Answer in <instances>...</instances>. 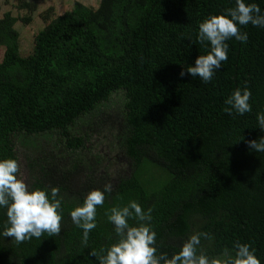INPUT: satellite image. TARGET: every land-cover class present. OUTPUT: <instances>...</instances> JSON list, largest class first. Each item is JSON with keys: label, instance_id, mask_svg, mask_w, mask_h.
Segmentation results:
<instances>
[{"label": "trees", "instance_id": "1", "mask_svg": "<svg viewBox=\"0 0 264 264\" xmlns=\"http://www.w3.org/2000/svg\"><path fill=\"white\" fill-rule=\"evenodd\" d=\"M19 1L0 9V158L19 161L16 139L31 143L45 135L81 154L86 137L73 128L122 92L124 105L115 112L128 173L97 206L85 246L69 212L89 191L103 189L105 179L93 171L74 192L71 177L84 169L80 157L66 169L59 157H29V187L59 189L61 232L19 244L0 236V264H97L90 250L101 254L114 242L105 213L130 200L152 209L159 251L171 255L192 233L204 232L210 238L201 237L200 247L210 257L239 241L250 243L264 264V153L246 143L264 136L256 122L264 111V28L248 24L246 43L228 40V59L205 84L179 72L206 53L197 41L199 22L235 0H98L90 7L73 0L37 28L27 54L23 34L37 17L33 0ZM246 2L264 11V0ZM244 87L252 92V111L228 115L224 100Z\"/></svg>", "mask_w": 264, "mask_h": 264}, {"label": "clouds", "instance_id": "2", "mask_svg": "<svg viewBox=\"0 0 264 264\" xmlns=\"http://www.w3.org/2000/svg\"><path fill=\"white\" fill-rule=\"evenodd\" d=\"M248 24L264 28V11L257 3L235 0L234 6L224 9L219 15H209L198 24L197 41L206 48L194 66L182 67L181 78L190 75L193 79L209 83L214 74L228 59V40L246 43L248 33L242 28ZM252 92L249 88H236L226 97L224 111L228 115L243 116L252 111L249 103ZM257 128L264 132V111L256 113ZM249 150L264 153V136L246 141ZM112 185L93 189L83 198L81 205L74 207L69 216L72 223L82 230L81 243L88 244L90 232L96 228L97 206L105 202V194L111 193ZM59 189L30 188L20 171L16 158H0V209L6 220L0 236L11 237L17 244L32 238L59 234L62 226V200ZM112 225L114 242L100 250H90L97 264H262L257 250L250 243L236 241L231 248H223L210 257L200 247L201 237L207 233L194 232L169 255L156 246L157 233L152 227V209H143L140 203L130 200L123 207H112L105 213ZM130 221H134L130 222Z\"/></svg>", "mask_w": 264, "mask_h": 264}, {"label": "rangeland", "instance_id": "3", "mask_svg": "<svg viewBox=\"0 0 264 264\" xmlns=\"http://www.w3.org/2000/svg\"><path fill=\"white\" fill-rule=\"evenodd\" d=\"M6 2L7 0H0V9L1 5H4ZM9 2V5H11L17 4L20 1L9 0ZM33 2L35 5L34 14L37 19L32 23L31 28H26L24 31L22 48L24 54L29 52L37 28L44 27L56 15L69 9L73 4V0H33ZM84 2L87 3L88 6H96L98 0H84ZM123 105L124 95L122 92H119L114 94L108 105L101 107L91 115H88L77 122L76 126L73 128V132L77 135H84L86 137V149L79 155L70 154L66 149L65 144L58 140L56 137L57 135L38 136L35 137V140L34 138H30L29 141H31V143L29 141V143H27V141L17 138L15 142L17 144L19 155L20 171L28 185H30V173L27 167L28 158L52 155L59 157L60 160L58 163L60 167L63 165L61 167L62 169L68 168L72 159L77 158V156L82 159V166H84V169L71 177L74 184L72 185L74 192L84 188L86 185L85 183L89 180L86 175L93 171L95 172V179L103 177L105 179L104 183H110L113 188L118 176L128 173V160L122 155L117 137L120 128L117 120L120 122L121 118L118 117L115 112L117 108H122ZM108 114H112L113 117L110 119L105 117ZM101 120L111 121L114 126L110 128L108 125L102 126L100 125ZM32 143L40 145V148H34ZM150 177L153 178V175Z\"/></svg>", "mask_w": 264, "mask_h": 264}]
</instances>
